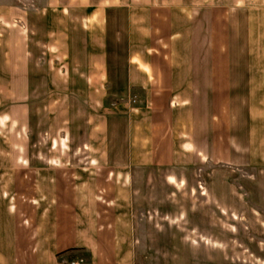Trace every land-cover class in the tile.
<instances>
[{"label":"crops","instance_id":"obj_1","mask_svg":"<svg viewBox=\"0 0 264 264\" xmlns=\"http://www.w3.org/2000/svg\"><path fill=\"white\" fill-rule=\"evenodd\" d=\"M4 3L0 264H117L142 158L264 166V0Z\"/></svg>","mask_w":264,"mask_h":264},{"label":"rangeland","instance_id":"obj_2","mask_svg":"<svg viewBox=\"0 0 264 264\" xmlns=\"http://www.w3.org/2000/svg\"><path fill=\"white\" fill-rule=\"evenodd\" d=\"M183 162L145 157L117 178V264H264V166ZM89 254L75 257L88 264Z\"/></svg>","mask_w":264,"mask_h":264},{"label":"built area","instance_id":"obj_3","mask_svg":"<svg viewBox=\"0 0 264 264\" xmlns=\"http://www.w3.org/2000/svg\"><path fill=\"white\" fill-rule=\"evenodd\" d=\"M70 264H86V262L84 258L78 257V258L73 259Z\"/></svg>","mask_w":264,"mask_h":264},{"label":"trees","instance_id":"obj_4","mask_svg":"<svg viewBox=\"0 0 264 264\" xmlns=\"http://www.w3.org/2000/svg\"><path fill=\"white\" fill-rule=\"evenodd\" d=\"M74 249H76V248H71L70 250H74Z\"/></svg>","mask_w":264,"mask_h":264}]
</instances>
